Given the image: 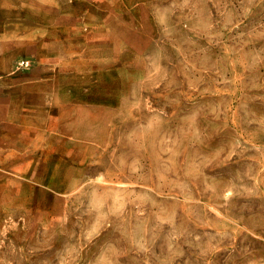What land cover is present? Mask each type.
I'll use <instances>...</instances> for the list:
<instances>
[{
	"label": "rangeland",
	"instance_id": "obj_1",
	"mask_svg": "<svg viewBox=\"0 0 264 264\" xmlns=\"http://www.w3.org/2000/svg\"><path fill=\"white\" fill-rule=\"evenodd\" d=\"M113 1L0 264H264V0Z\"/></svg>",
	"mask_w": 264,
	"mask_h": 264
},
{
	"label": "crops",
	"instance_id": "obj_2",
	"mask_svg": "<svg viewBox=\"0 0 264 264\" xmlns=\"http://www.w3.org/2000/svg\"><path fill=\"white\" fill-rule=\"evenodd\" d=\"M121 1H113L115 20L126 16L117 7ZM98 2L0 0V206L4 198L25 196L27 182L43 179L58 135L72 139V113L89 109L75 103L68 80L89 60L90 38L98 31L91 22L109 12L105 0ZM22 60L34 62L33 68L17 70Z\"/></svg>",
	"mask_w": 264,
	"mask_h": 264
},
{
	"label": "built area",
	"instance_id": "obj_3",
	"mask_svg": "<svg viewBox=\"0 0 264 264\" xmlns=\"http://www.w3.org/2000/svg\"><path fill=\"white\" fill-rule=\"evenodd\" d=\"M32 64L33 63L30 60H23V61H19L17 63L16 68H17V70L21 71V70H24V69H29Z\"/></svg>",
	"mask_w": 264,
	"mask_h": 264
}]
</instances>
